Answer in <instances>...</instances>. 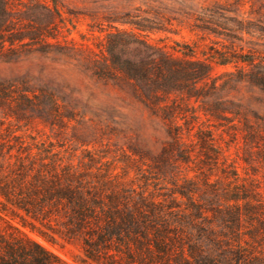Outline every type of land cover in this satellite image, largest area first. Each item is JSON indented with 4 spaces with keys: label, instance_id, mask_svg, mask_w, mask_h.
<instances>
[{
    "label": "rangeland",
    "instance_id": "rangeland-1",
    "mask_svg": "<svg viewBox=\"0 0 264 264\" xmlns=\"http://www.w3.org/2000/svg\"><path fill=\"white\" fill-rule=\"evenodd\" d=\"M5 1L10 15L0 30V51L11 49L15 56L10 62L0 59V75L21 76L42 63L45 77L74 90L60 94L75 108L70 115L61 109L60 118L48 120L17 118L0 107V145L39 153L36 159L44 163L52 159L70 165L104 201L116 193L152 215L145 248L170 264L176 257L191 261L189 248L206 264H264V91L241 83L224 97L239 102L241 112L254 110L262 118L250 115L249 128L237 120L208 121L202 112L194 121L186 105L196 104L170 94L162 105L177 102L183 110L169 117L180 127L174 143L166 119L114 77L98 76L93 65L102 61V50L106 55L97 37L118 33L130 55L143 51L134 44L132 35L138 32L133 24L148 22L164 30L141 33L140 40L149 44L181 51L189 46L198 57L202 52L231 60L247 56L264 71V0ZM42 39L61 51L43 59ZM234 70V65L215 67L212 75ZM13 225L61 261L83 264L79 240L68 243L54 235L51 243L17 221ZM0 226L7 230L1 219ZM164 227L165 234L157 237L154 230ZM155 242L162 253L156 252ZM146 263L160 264L156 259Z\"/></svg>",
    "mask_w": 264,
    "mask_h": 264
},
{
    "label": "trees",
    "instance_id": "trees-1",
    "mask_svg": "<svg viewBox=\"0 0 264 264\" xmlns=\"http://www.w3.org/2000/svg\"><path fill=\"white\" fill-rule=\"evenodd\" d=\"M45 9L52 14L48 7L45 6ZM9 15L6 1L0 0V30ZM133 25L138 32L132 35L134 44L142 47L143 51L139 49L130 55L121 45L124 42L118 33L97 37L106 55L102 50V61L93 63L96 74L114 77L154 115L166 119V130L174 143L179 138L180 127L175 126L169 117L173 111L183 110L177 102L162 105L172 93L181 95L180 101L192 100L196 104V107L186 105V112H190L194 121L199 119L197 112H202L208 121L233 123L237 120L245 128L251 127L250 115L262 119L254 110L241 112L243 106L239 102L224 100V97L241 83L250 88L258 87L263 92V65L253 64L247 56L231 60L216 52H202L198 57L189 46H184L181 51L166 45L149 44L140 40L141 33L164 30L148 22ZM174 44L178 46L176 42ZM41 45L39 53L43 59L54 50L60 52L62 49L59 45L48 44L45 39L41 40ZM14 56L15 51L11 49L0 51V59L4 58L7 62L12 61ZM229 65H234L233 72L212 75L215 67ZM45 72V65L40 63L35 71L21 76L0 75V107H6L17 118L36 116L58 119L63 114L61 109L67 115L73 113L75 106L66 101L67 95L60 92L68 88L69 95H72L74 90L51 77H45ZM221 79L224 82L218 84ZM237 126L233 124L232 127ZM15 149L10 145H0V199H3L0 214L9 217L5 220L0 215L7 228L2 230L0 226V264H67L30 239L13 225V221L51 243L56 242L54 235L68 243L79 240L83 264H149L146 259L148 262L156 259L160 264H170L161 255H154L150 248H145L152 215L143 214L137 205L129 206L116 193L107 196V201H104L89 190L70 165L61 166L52 159L44 163L43 159H36L39 153L31 154L20 148L16 149V155H12ZM26 217L53 234L36 228ZM154 231L157 237H161L166 227ZM153 246L157 253L163 252L159 242ZM188 255L191 261L176 257L175 264H206L194 248H189Z\"/></svg>",
    "mask_w": 264,
    "mask_h": 264
}]
</instances>
